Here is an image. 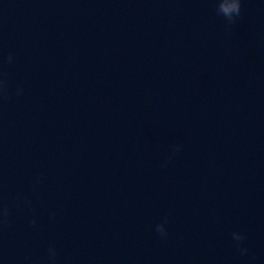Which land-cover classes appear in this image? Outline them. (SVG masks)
Here are the masks:
<instances>
[{
	"label": "water",
	"instance_id": "obj_1",
	"mask_svg": "<svg viewBox=\"0 0 264 264\" xmlns=\"http://www.w3.org/2000/svg\"><path fill=\"white\" fill-rule=\"evenodd\" d=\"M215 9L0 0V264H264V0Z\"/></svg>",
	"mask_w": 264,
	"mask_h": 264
},
{
	"label": "clouds",
	"instance_id": "obj_2",
	"mask_svg": "<svg viewBox=\"0 0 264 264\" xmlns=\"http://www.w3.org/2000/svg\"><path fill=\"white\" fill-rule=\"evenodd\" d=\"M216 5V12L218 15H221L225 18L226 21V29L230 28L231 25L235 24L238 18L241 16L242 11V0H215ZM8 62L11 63L13 60L12 55L10 54L8 56ZM22 92V89H17V94H20ZM8 96V80L4 77H0V99H7ZM181 150V146L177 145L175 147V152H179ZM171 159V156L169 157ZM39 183V178H37L36 181H34V184ZM27 204L30 205L31 201L28 200L26 197L22 195H17L14 200L12 201H6L4 199H0V228L8 227L10 225V216L12 213L13 208H19L22 205ZM54 216V214H52ZM167 222V219L165 218L164 222L159 223L156 225V231L161 235L162 238H167V231L165 227H162L163 224L165 226V223ZM30 223L32 225L36 224L35 218H33ZM232 239L235 242L236 248L239 251L240 255L248 256V248L244 246L243 242L246 239V236L239 232V231H233L232 233ZM48 264H57V257L58 252L57 249L54 246H49L48 250ZM26 260L30 258H25ZM251 261L255 260V257H250ZM34 264V262H33Z\"/></svg>",
	"mask_w": 264,
	"mask_h": 264
}]
</instances>
